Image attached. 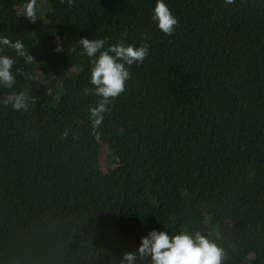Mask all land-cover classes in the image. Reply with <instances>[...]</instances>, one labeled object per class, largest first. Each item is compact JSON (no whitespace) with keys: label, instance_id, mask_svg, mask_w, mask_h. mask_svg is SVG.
Instances as JSON below:
<instances>
[{"label":"trees","instance_id":"1","mask_svg":"<svg viewBox=\"0 0 264 264\" xmlns=\"http://www.w3.org/2000/svg\"><path fill=\"white\" fill-rule=\"evenodd\" d=\"M164 2L172 36L151 18L156 0H37L35 23L25 0H0V36L35 61L5 49L16 84L0 100L34 103H0V264H118L153 229L200 231L223 264H264V0ZM142 34L147 57L94 133L92 58L77 40L139 47ZM79 124L95 139H74Z\"/></svg>","mask_w":264,"mask_h":264},{"label":"clouds","instance_id":"2","mask_svg":"<svg viewBox=\"0 0 264 264\" xmlns=\"http://www.w3.org/2000/svg\"><path fill=\"white\" fill-rule=\"evenodd\" d=\"M37 0H25L21 5V16L29 22L35 23L39 18L36 11ZM63 3L64 0H61ZM226 4L234 3V0H225ZM74 0H67V5L72 7ZM153 21L165 35L172 36L177 27L178 19L170 11L164 0H156L153 9ZM126 35V34H124ZM145 41L139 47L132 44H125L123 36L120 41L109 45L108 38L88 39L80 38L77 43L81 46V54L92 58L91 79L89 83L94 89L85 88L86 94H94L99 97L95 107L89 108L91 127L93 132L101 126L104 121V114L111 109L108 105L125 91L126 82L131 78L129 68L134 63H143L146 59L150 45L147 34H142ZM5 49L13 50L15 57L23 58L25 64L35 63L34 57L30 54L20 40L13 42L5 36H0V86L12 89L16 84V77L13 74V67L16 59L5 54ZM55 51L61 52L63 48L58 44ZM75 52L76 49H69ZM17 71H20L17 69ZM21 76L27 79L32 77L27 72H20ZM32 97L25 91L10 92L0 103L5 107L10 106L14 112H27L30 107ZM34 103V101H32ZM68 131L61 133V139H66ZM74 139H79L77 134H73ZM225 250L215 241L210 240L200 231L191 232L181 230L171 236L166 231L153 229L147 236L141 238V243L135 252L123 254L118 264H147L150 257V264H223L226 259Z\"/></svg>","mask_w":264,"mask_h":264},{"label":"rangeland","instance_id":"3","mask_svg":"<svg viewBox=\"0 0 264 264\" xmlns=\"http://www.w3.org/2000/svg\"><path fill=\"white\" fill-rule=\"evenodd\" d=\"M128 124V121L127 120H124V119H121L120 116H118V126L120 125H127ZM71 130L73 131L72 133L74 134H77V135H80V134H83L87 137H89V139L91 140H94L95 139V136L93 133H88L89 131L87 130V126L85 124H79L75 127H72ZM109 158L107 156V148H104L102 151H101V161H102V165L105 166L108 162ZM135 202H134V199L131 200V205H134ZM170 236L172 235V232H169L168 233Z\"/></svg>","mask_w":264,"mask_h":264}]
</instances>
